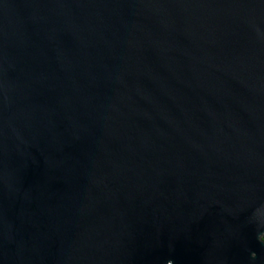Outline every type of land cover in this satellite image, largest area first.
<instances>
[{"label": "water", "instance_id": "95a60500", "mask_svg": "<svg viewBox=\"0 0 264 264\" xmlns=\"http://www.w3.org/2000/svg\"><path fill=\"white\" fill-rule=\"evenodd\" d=\"M264 0H0V264H264Z\"/></svg>", "mask_w": 264, "mask_h": 264}, {"label": "clouds", "instance_id": "9594fccd", "mask_svg": "<svg viewBox=\"0 0 264 264\" xmlns=\"http://www.w3.org/2000/svg\"><path fill=\"white\" fill-rule=\"evenodd\" d=\"M262 238H264V235H261V236L259 237L260 240H262Z\"/></svg>", "mask_w": 264, "mask_h": 264}, {"label": "trees", "instance_id": "16d2710c", "mask_svg": "<svg viewBox=\"0 0 264 264\" xmlns=\"http://www.w3.org/2000/svg\"><path fill=\"white\" fill-rule=\"evenodd\" d=\"M263 240H264V238H263Z\"/></svg>", "mask_w": 264, "mask_h": 264}]
</instances>
